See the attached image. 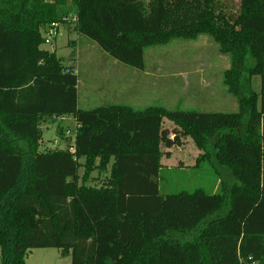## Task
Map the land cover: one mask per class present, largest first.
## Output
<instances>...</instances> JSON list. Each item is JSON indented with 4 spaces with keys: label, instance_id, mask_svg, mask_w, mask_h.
<instances>
[{
    "label": "trees",
    "instance_id": "trees-1",
    "mask_svg": "<svg viewBox=\"0 0 264 264\" xmlns=\"http://www.w3.org/2000/svg\"><path fill=\"white\" fill-rule=\"evenodd\" d=\"M54 22L140 70L146 48L210 35L230 56L223 83L239 111L82 109L77 73L42 48ZM67 116L75 152L42 149L43 123ZM263 121L264 0H0L1 264L51 247L72 264H264ZM182 137L201 151L196 167L231 174L219 192L161 193L162 145ZM111 161L101 186L87 183Z\"/></svg>",
    "mask_w": 264,
    "mask_h": 264
},
{
    "label": "rangeland",
    "instance_id": "rangeland-1",
    "mask_svg": "<svg viewBox=\"0 0 264 264\" xmlns=\"http://www.w3.org/2000/svg\"><path fill=\"white\" fill-rule=\"evenodd\" d=\"M69 5L72 3L69 2ZM74 26V23L61 25L57 40L54 39L52 44H43L42 48L55 51L65 65L77 72L82 109L124 104L135 109L163 106L169 110L202 113L239 111L237 97L223 83L224 71L231 67L230 56L220 50L219 44L210 35H200L194 40L175 39L167 44L148 47L145 50V69L133 68L136 72L131 74L110 68L117 60L95 41L78 33ZM118 64L122 68L126 66ZM126 68L132 72V67ZM253 82L254 89L259 92L260 76H255ZM76 127L72 116L45 121L42 125V149H66L67 132L70 131L73 136ZM163 127L169 129L170 137L174 138L175 124L164 118ZM162 151L159 184L163 195L197 189L217 193L220 179L231 180V174L226 169L221 168L220 174H217L209 162H202L196 167L201 151L190 137H182L181 144L173 147L162 145ZM85 160L80 159L82 166ZM112 163L106 170H93L87 183L101 186L110 175ZM82 166L80 176L84 173ZM26 261L27 264H72V255H62L57 248H37L28 254Z\"/></svg>",
    "mask_w": 264,
    "mask_h": 264
},
{
    "label": "built area",
    "instance_id": "built-area-1",
    "mask_svg": "<svg viewBox=\"0 0 264 264\" xmlns=\"http://www.w3.org/2000/svg\"><path fill=\"white\" fill-rule=\"evenodd\" d=\"M46 1H54V0H46ZM69 2L72 3V0H69ZM64 20L65 21L73 20L74 22H76L77 21L76 14L72 13L69 17H65ZM61 25L62 24L60 22H54L50 25L48 30L44 31L43 34H44V38H45V44H52L54 42V39L58 36L59 29H60ZM76 129H77V127H76ZM67 134H68V138L65 140V142L68 145V147H66V149L70 150L71 152H75V143L74 142H75V138H76V130H75V134L73 136H72V134H70V131H68Z\"/></svg>",
    "mask_w": 264,
    "mask_h": 264
},
{
    "label": "crops",
    "instance_id": "crops-1",
    "mask_svg": "<svg viewBox=\"0 0 264 264\" xmlns=\"http://www.w3.org/2000/svg\"><path fill=\"white\" fill-rule=\"evenodd\" d=\"M60 32V31H59ZM59 34V33H58ZM57 40V37L55 38V41ZM52 51V50H51ZM115 64H113L110 68H113L114 70H116V72H119V71H122V73H124V72H127V73H134V72H136L135 70H133V68H132V72H130L129 70H128V68H126V66L124 67L123 66V68H122V66H120L118 63V61L117 62H114ZM106 69H110L109 68V66H106L105 67ZM135 69V68H134ZM79 93V92H78ZM109 94H111V93H109ZM79 95V94H78ZM79 107H80V105H79ZM81 108V107H80ZM62 118H66V117H62Z\"/></svg>",
    "mask_w": 264,
    "mask_h": 264
}]
</instances>
